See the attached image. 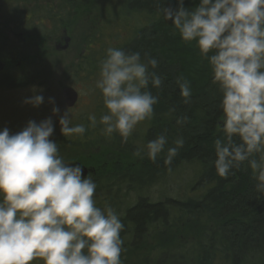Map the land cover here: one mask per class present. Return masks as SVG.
Listing matches in <instances>:
<instances>
[{
  "label": "clouds",
  "instance_id": "obj_1",
  "mask_svg": "<svg viewBox=\"0 0 264 264\" xmlns=\"http://www.w3.org/2000/svg\"><path fill=\"white\" fill-rule=\"evenodd\" d=\"M175 5L160 9L163 18L183 42L195 44L221 93L215 172L227 179L247 162L257 190L264 192V0H198L192 8L175 0ZM157 64L147 54L142 59L140 52L109 47L95 81L104 112L99 119L90 114L88 127L99 126L106 137L115 134L126 142L154 115L159 96L150 86L159 88L162 80L150 69ZM178 84L187 103L191 83L180 77ZM40 91L23 103L39 107ZM59 114L53 107L52 115ZM58 124L64 137L86 132L83 123L73 125L69 110L59 115ZM54 131L51 116L29 121L14 134L7 127L0 130V264H122L121 214L107 201L98 205L97 184L80 165L65 162L50 139ZM184 143L183 137L173 141L165 164L171 165ZM167 144L162 132L134 155L155 162Z\"/></svg>",
  "mask_w": 264,
  "mask_h": 264
},
{
  "label": "trees",
  "instance_id": "obj_2",
  "mask_svg": "<svg viewBox=\"0 0 264 264\" xmlns=\"http://www.w3.org/2000/svg\"><path fill=\"white\" fill-rule=\"evenodd\" d=\"M7 1L10 4L30 5L38 0ZM196 3L198 0H185V7L192 8ZM168 6L175 7V0H124L120 10L126 15L145 19L143 26L134 31L121 49L140 52L142 59L145 54L155 58L157 67L150 71H154L162 80L159 88L150 86L153 95L159 96V101L154 106L153 117L140 125L144 131L142 144L145 145L162 132L168 136V144L155 162L147 157H139L134 168L123 169L118 161L116 171L109 168L107 171L119 173L125 170L123 175L117 176V181L127 180L130 184L142 186L184 163L195 162L201 166L196 185L198 190L203 191L196 198L183 201L152 203L139 198L128 207L121 216L124 224L121 233L124 240L122 264H135L132 260L152 236L162 238L160 251L156 258L140 264H264V192L257 190V181L253 179L247 162L233 169L227 179L216 174L213 142L221 134L217 126L222 115L219 109L221 93L195 44L183 42L178 31L163 18L160 9ZM15 17L21 24L20 29L32 37L31 33L36 30L35 22L19 14ZM2 56L13 58L16 53L14 50L6 53L0 49ZM82 63L86 67L83 71H92L97 67L92 56ZM180 77L188 80L192 86V95L187 103L180 95ZM170 108H175V111L169 113ZM84 125L86 132L83 136L60 138L63 148L82 151L111 146L122 150L130 146L127 142L130 137L124 142L115 134L111 138L106 137L99 126L89 128V122ZM177 137H183L184 146L171 165L165 164L167 148L174 146L173 141ZM102 160L101 157H94L93 164L100 168ZM131 169L134 170L131 172ZM176 215L205 217L215 225V229L198 232L194 243L182 242L181 245L176 240L163 239L169 220Z\"/></svg>",
  "mask_w": 264,
  "mask_h": 264
},
{
  "label": "rangeland",
  "instance_id": "obj_3",
  "mask_svg": "<svg viewBox=\"0 0 264 264\" xmlns=\"http://www.w3.org/2000/svg\"><path fill=\"white\" fill-rule=\"evenodd\" d=\"M123 2L124 0H38L33 4L23 5L0 0V49L6 53L13 50L16 53L13 58L0 57V130L7 127L14 134L22 130L29 121L39 123L51 116L55 131L50 139L57 142L65 162L80 165L86 171L85 176L90 174L93 180L96 179L95 199L98 205L103 206L107 201L121 216L139 198L152 203L183 201L196 198L203 191L198 190L196 185L201 166L195 162L184 163L142 186L130 184L127 180L117 181V176L125 173V170L110 172L116 171L114 169L118 161L123 169L134 168L139 162V157L134 153L143 146L142 122L127 141L129 148L122 150L103 146L95 150L70 151L68 147L63 148L59 141L62 135L58 120L59 115L65 111L69 110L73 124H86L90 114H96L98 119L103 114L102 96L95 87L99 62L109 47L122 48L134 31L145 23L143 17L121 12ZM18 14L35 22L36 30L31 33L32 37L20 29L21 24L15 17ZM64 38L69 39L67 49L56 50V46H64ZM89 56H92L97 67L92 71L89 68V71H83L86 67H83L82 61ZM65 88H72L78 94L77 103L72 108H67L61 97ZM40 90L44 102L39 107L23 103L25 98L41 94ZM49 98H54V104L49 103ZM53 107H59V115H52ZM94 157L103 159L100 168L93 164ZM108 168L110 171H107ZM168 225L163 239L176 240L181 245L182 242L194 243L198 232L204 229H215V225L202 216L189 218L176 215L169 220ZM161 242L162 238L158 236L148 238L144 249L136 254L132 262L140 264L156 258ZM31 264L43 262L35 260Z\"/></svg>",
  "mask_w": 264,
  "mask_h": 264
},
{
  "label": "water",
  "instance_id": "obj_4",
  "mask_svg": "<svg viewBox=\"0 0 264 264\" xmlns=\"http://www.w3.org/2000/svg\"><path fill=\"white\" fill-rule=\"evenodd\" d=\"M69 39L64 38V46H56V50H65L68 47ZM61 97L63 99V102L67 108H72L77 100H78V94L77 92L72 88H65L62 90ZM84 170V174H85Z\"/></svg>",
  "mask_w": 264,
  "mask_h": 264
},
{
  "label": "flooded vegetation",
  "instance_id": "obj_5",
  "mask_svg": "<svg viewBox=\"0 0 264 264\" xmlns=\"http://www.w3.org/2000/svg\"><path fill=\"white\" fill-rule=\"evenodd\" d=\"M77 103V102H76ZM74 107V106H73Z\"/></svg>",
  "mask_w": 264,
  "mask_h": 264
}]
</instances>
